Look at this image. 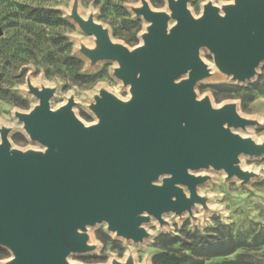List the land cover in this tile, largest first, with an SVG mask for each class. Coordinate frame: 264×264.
I'll list each match as a JSON object with an SVG mask.
<instances>
[{"label":"water","instance_id":"1","mask_svg":"<svg viewBox=\"0 0 264 264\" xmlns=\"http://www.w3.org/2000/svg\"><path fill=\"white\" fill-rule=\"evenodd\" d=\"M187 1L167 0L166 12L141 0L132 10L148 26L132 49L113 42L73 1L69 17L95 42L79 52L92 65L116 61L114 75L130 97L101 89L89 105L97 121L86 125L72 111V96L52 109L53 90L27 83L38 104L14 116L44 149L11 148L9 128L0 127V246L12 254L4 264H71L70 254L95 248L86 229L99 222L139 242L150 216L163 223L164 213L205 205L197 186L207 178L195 170H223L243 183L253 176L239 166V156L264 154V143L235 129L255 122L241 117L233 102L215 107L209 97L197 98L194 86L210 74L202 47L234 80L255 75L264 60V0L221 7L208 1L197 17ZM110 264L135 263L129 254Z\"/></svg>","mask_w":264,"mask_h":264},{"label":"rangeland","instance_id":"2","mask_svg":"<svg viewBox=\"0 0 264 264\" xmlns=\"http://www.w3.org/2000/svg\"><path fill=\"white\" fill-rule=\"evenodd\" d=\"M73 1L0 0V123L18 126L8 134L11 148L44 149L20 129L22 123L14 116L16 111L28 112L38 104V99L28 91V82L53 90L49 99L52 109L72 96V111L86 125L97 121L89 105L101 89L121 100L130 97L129 87L114 75L116 61L101 60L92 66L91 60L79 52L78 42L89 40L91 35L69 17ZM208 1L221 7L233 0H188L187 8L197 17ZM76 2L78 12L84 18L92 15L107 29L113 42L129 49L142 43L148 22L132 10L141 0ZM147 2L152 10L169 12L167 0ZM202 48L199 56L210 74L195 84L197 98L207 96L215 107L235 103L241 117L255 122L245 130L235 131L264 143V60L252 78L240 82L220 72L213 64L212 53ZM216 84H226L229 89L215 88ZM239 166L253 173L245 183L235 176L227 177L223 170L193 171L207 178L197 186L205 205L196 204L191 213L167 212L162 215L163 223L150 216L143 224L148 235L139 242L116 236L104 222L87 226V243L95 248L70 254L69 263L110 264L112 260L123 262L130 254L135 264H153L152 256L163 250L195 257L193 253L197 251L221 252L225 248L222 243L229 241L236 246L231 253L196 258L203 260V264H264V154H241ZM11 255L0 246V264Z\"/></svg>","mask_w":264,"mask_h":264},{"label":"trees","instance_id":"3","mask_svg":"<svg viewBox=\"0 0 264 264\" xmlns=\"http://www.w3.org/2000/svg\"><path fill=\"white\" fill-rule=\"evenodd\" d=\"M214 87L229 89V87L226 84H216ZM228 243H230V246ZM222 244L224 245L223 247L225 248L224 250H221V252L216 253V252L197 251L193 253L195 257H191L186 254H176L173 252L163 250L158 253H155L152 256V263L153 264H203V260L198 259L196 257H199V256L211 257V256L221 255V254L226 255V254L231 253L236 247L234 246V244L231 245L232 242H229V241H225ZM225 264H228V263L225 262ZM231 264H236V262H232Z\"/></svg>","mask_w":264,"mask_h":264},{"label":"bare ground","instance_id":"4","mask_svg":"<svg viewBox=\"0 0 264 264\" xmlns=\"http://www.w3.org/2000/svg\"><path fill=\"white\" fill-rule=\"evenodd\" d=\"M173 23L172 20L169 21V26ZM94 39L93 36H91V38L89 40H80L78 42V48H80L81 45H85L87 47H93L94 46ZM203 49V48H202ZM99 61H97L96 63H98ZM96 63H94L92 66H94ZM1 126H6L7 128H9V132H12L14 130H16L18 128V126L16 124H5V123H0V127ZM20 129H23V126L20 125ZM245 130V129H243ZM166 213H164L163 215H165Z\"/></svg>","mask_w":264,"mask_h":264}]
</instances>
